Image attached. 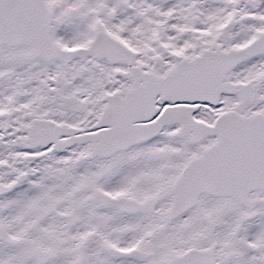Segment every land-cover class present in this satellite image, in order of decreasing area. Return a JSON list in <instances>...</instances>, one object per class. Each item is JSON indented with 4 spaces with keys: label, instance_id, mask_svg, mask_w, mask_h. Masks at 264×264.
<instances>
[{
    "label": "snow or ice",
    "instance_id": "6c2138e0",
    "mask_svg": "<svg viewBox=\"0 0 264 264\" xmlns=\"http://www.w3.org/2000/svg\"><path fill=\"white\" fill-rule=\"evenodd\" d=\"M0 264H264V0H0Z\"/></svg>",
    "mask_w": 264,
    "mask_h": 264
}]
</instances>
